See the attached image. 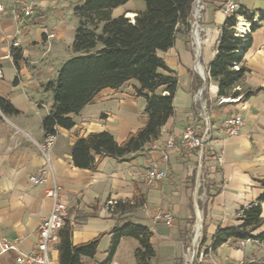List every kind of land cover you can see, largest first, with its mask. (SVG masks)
<instances>
[{
  "label": "crops",
  "instance_id": "obj_1",
  "mask_svg": "<svg viewBox=\"0 0 264 264\" xmlns=\"http://www.w3.org/2000/svg\"><path fill=\"white\" fill-rule=\"evenodd\" d=\"M34 1L33 14L20 21L18 0H0V97L16 110L6 114L0 109V239L17 240L23 252L37 250L39 226L53 205L47 190L55 180L69 206L73 242L81 244L100 237L95 258H86L85 264H103L112 229L128 221L152 231L157 256L151 264H185L197 221L202 225V241L196 264L264 262V241L231 238L212 250L218 229L240 224L241 207L264 194L259 182L264 179V21L259 22L264 0H206L200 45L191 32L182 30L172 48L158 52L178 77L174 114L162 127L159 138L127 159H102L96 170L74 164L75 142L102 131L124 142L147 123L146 98L137 93V80L119 89L101 91L79 113L69 115L74 127L57 128V140L49 152L50 169L39 148L46 139L43 121L54 103V93L46 90V84L56 78L66 59L75 53V11L82 0ZM227 1L255 13L253 21L242 15L238 19L252 24V42L243 59L248 70L236 89H260L245 100L221 101L219 84L210 75L227 18L222 11ZM145 9V0H130L115 8L113 15H133L131 19H135ZM256 23L260 26L253 30ZM16 41L20 45L14 48ZM18 52L21 57L15 61L13 55ZM201 89L202 99L196 102ZM159 92H166L165 88ZM204 112L213 127L212 145L222 151L224 160L220 163L207 156L199 182L197 151H189L180 140L187 125L204 126ZM231 115H241L244 124L238 136H222L218 129ZM171 135L178 141L174 148L167 145ZM155 165L166 169L167 177L148 184L144 176ZM32 175H45L46 182L35 184L30 179ZM110 198L125 206L117 212L108 211L105 203ZM167 211L173 214V223L156 218L159 212ZM263 231L264 224L256 233ZM130 238L122 239L111 264H135L137 244ZM124 244L128 245L126 256L122 253ZM57 245L58 241L50 248L51 264H60ZM17 257L15 251L0 253V264H20Z\"/></svg>",
  "mask_w": 264,
  "mask_h": 264
},
{
  "label": "trees",
  "instance_id": "obj_2",
  "mask_svg": "<svg viewBox=\"0 0 264 264\" xmlns=\"http://www.w3.org/2000/svg\"><path fill=\"white\" fill-rule=\"evenodd\" d=\"M130 0H82L75 11L78 17L72 49L79 55L67 60L59 69L56 78L46 84V90L54 93V103L44 118L43 128L55 134L59 126L74 127L69 117L79 113L104 89H119L131 80L140 86L137 93L146 98L145 111L148 121L144 127L119 143L108 131L91 133L79 138L72 147L74 164L80 168L96 170L102 159L114 157L119 160L141 152L148 143L159 138L162 127L174 114V97L178 88V77L158 52L174 46L177 35L185 30L191 32L195 0H145L146 9L135 19L125 14L114 16L113 10ZM238 15L253 21L255 13L240 8L238 13L226 18L218 43V51L210 65V75L219 84V97L250 98L257 90L236 87L244 78L247 68L243 65L245 53L252 37L237 36L235 26ZM264 21V10L259 22ZM260 23L253 25L257 29ZM20 59V52L14 53ZM240 63V70L233 68ZM165 88L164 93L160 89ZM145 92V93H144ZM0 109L4 113L15 112V108L0 97ZM96 156L100 159L96 160ZM264 187V179L259 180ZM264 194L239 211L240 224L220 228L213 238L212 250L231 238L264 241V231L256 233L264 224L262 202ZM121 202L115 212L124 207ZM73 226L69 219L59 230L58 241L60 264H85V259H94L100 237L86 243L75 244L72 239ZM103 264H111L123 238L131 237L139 245L134 251L135 264H151L157 251L151 242L152 231L148 226L126 222L115 226ZM241 264H264L262 261H246Z\"/></svg>",
  "mask_w": 264,
  "mask_h": 264
},
{
  "label": "built area",
  "instance_id": "obj_3",
  "mask_svg": "<svg viewBox=\"0 0 264 264\" xmlns=\"http://www.w3.org/2000/svg\"><path fill=\"white\" fill-rule=\"evenodd\" d=\"M20 4V14L18 16V20H22L25 16H29L33 14L35 9V1L34 0H18ZM240 5L234 1H227L222 6L223 13L229 17L236 13H238L240 9ZM206 9V0H195L194 8H193V19H192V37L194 38L195 43L199 46L202 41L201 31L202 26L201 22L203 20L204 11ZM3 10V7L0 6V11ZM238 19L241 16H237ZM240 21V19H239ZM235 26L236 35L241 37H246L251 33L252 24L247 23L244 28L239 27V22ZM19 42H14L13 47H18ZM13 54V53H12ZM241 64H234L233 68L235 70H240ZM201 75L205 78V72L200 71ZM3 78V71L0 67V81ZM203 91L202 89L196 95V102H199L202 99ZM239 100L238 98H226L221 97V101L226 100ZM202 117L205 121L204 126L199 128L196 125L190 124L187 125L181 135V144L185 146L189 151L196 150L198 156V178L199 182H201V175L203 173L204 161L207 156L214 157L220 163L223 162L224 156L222 151H216L215 147L212 145L213 142V127L210 123L207 113L204 112ZM244 124V119L241 115H231L227 117L222 124V126L218 129L220 135L222 136H230L236 137L240 133V128ZM57 140V135L48 134L46 135V139L43 143L39 144V148L43 153L48 165L50 166V157L49 152L52 146L55 144ZM178 141L175 136L171 135L168 137L167 145L169 148H174L177 145ZM51 169V166H50ZM168 171L166 169H162L159 166L155 165L148 169L144 178L148 184H155L163 180L167 177ZM31 181L35 184H42L46 182L45 175H32L30 177ZM200 186V185H199ZM47 195L52 198L53 205L50 214L41 222L39 226V243L37 245V250L33 252H23L20 250L18 246V241H9L7 239H0V253H6L10 251H15L18 253L17 261L20 264L29 263V264H51L50 257V248L53 244L59 241V230L64 227L69 219V206L64 198L62 193V188L54 180V184L51 188L47 190ZM119 201L114 198H110L106 201L105 207L108 211L113 212L118 205ZM157 219L164 220L168 223H173L174 216L170 211L167 212H159L156 216ZM202 238V225L199 221H197L194 225L191 245L188 248V251L196 249L201 244ZM117 264V263H114Z\"/></svg>",
  "mask_w": 264,
  "mask_h": 264
},
{
  "label": "rangeland",
  "instance_id": "obj_4",
  "mask_svg": "<svg viewBox=\"0 0 264 264\" xmlns=\"http://www.w3.org/2000/svg\"><path fill=\"white\" fill-rule=\"evenodd\" d=\"M130 17L132 18L133 15H131ZM77 55H79V54L78 53H74L73 55L69 56L66 59V61L69 60V59H71V58H73V57H75V56H77ZM53 100H54V96H53ZM130 239H134V238H130ZM134 241H136V244H137V247H138V245H139L138 241L136 239H134ZM201 241H202V238H201ZM127 244H128V242H127ZM127 244H124V246L122 248L123 249L122 250V253L124 254V256H126V253H127V250H128V245ZM197 255H198L197 254V249H196V252L194 250L187 251V260L185 261V264H196Z\"/></svg>",
  "mask_w": 264,
  "mask_h": 264
},
{
  "label": "bare ground",
  "instance_id": "obj_5",
  "mask_svg": "<svg viewBox=\"0 0 264 264\" xmlns=\"http://www.w3.org/2000/svg\"><path fill=\"white\" fill-rule=\"evenodd\" d=\"M246 24H247L246 21L242 20L241 23H240V25H239V27L242 29V28H244L246 26ZM200 70L203 73L202 69H200Z\"/></svg>",
  "mask_w": 264,
  "mask_h": 264
},
{
  "label": "water",
  "instance_id": "obj_6",
  "mask_svg": "<svg viewBox=\"0 0 264 264\" xmlns=\"http://www.w3.org/2000/svg\"><path fill=\"white\" fill-rule=\"evenodd\" d=\"M202 91H203V89H202Z\"/></svg>",
  "mask_w": 264,
  "mask_h": 264
}]
</instances>
